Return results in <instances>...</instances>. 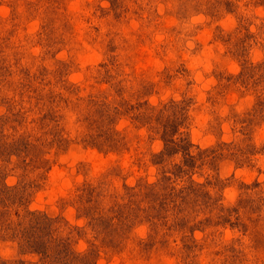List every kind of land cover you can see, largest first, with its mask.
Segmentation results:
<instances>
[{"label":"rangeland","instance_id":"374dc122","mask_svg":"<svg viewBox=\"0 0 264 264\" xmlns=\"http://www.w3.org/2000/svg\"><path fill=\"white\" fill-rule=\"evenodd\" d=\"M0 264H264V0H0Z\"/></svg>","mask_w":264,"mask_h":264},{"label":"trees","instance_id":"16d2710c","mask_svg":"<svg viewBox=\"0 0 264 264\" xmlns=\"http://www.w3.org/2000/svg\"><path fill=\"white\" fill-rule=\"evenodd\" d=\"M179 150H181V149H179ZM186 154H188V153H186ZM188 155H190V154H188Z\"/></svg>","mask_w":264,"mask_h":264}]
</instances>
